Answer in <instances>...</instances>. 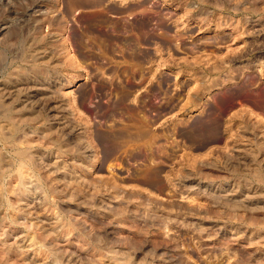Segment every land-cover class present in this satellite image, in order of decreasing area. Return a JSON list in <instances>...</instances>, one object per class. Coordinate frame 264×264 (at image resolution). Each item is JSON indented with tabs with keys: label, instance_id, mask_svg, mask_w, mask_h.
<instances>
[{
	"label": "rangeland",
	"instance_id": "rangeland-1",
	"mask_svg": "<svg viewBox=\"0 0 264 264\" xmlns=\"http://www.w3.org/2000/svg\"><path fill=\"white\" fill-rule=\"evenodd\" d=\"M119 1H115L114 7L138 2ZM65 2L66 0H61L52 5L57 7L58 11L51 14L52 17L60 18V14L64 13L66 22L62 23L65 24L62 31L57 27V22L51 25L44 19L39 23L37 35L44 42H51L47 44L48 49L56 62L60 63L57 68L61 70L66 81L62 89L65 111L68 113L70 123L78 127L77 132L80 135L82 133L85 142L91 145V147L89 145L91 157L86 162L89 166L86 169L78 168L76 172L69 171L68 175L56 172L50 164L52 160L46 148L50 146L47 144L48 141L37 137L23 139L22 146L25 145L24 148L30 152L27 151L26 156L29 158L24 157L22 160L23 165L28 163L22 169L28 168L26 172L29 171L28 175H33L32 178L34 177L36 181L35 186L31 185L24 190L17 177L19 162L8 150L11 145L9 143L3 145L0 142L3 157L6 160L12 159L10 167L6 163H0V171L4 170L3 179L0 180V264H264V195H262L264 153L263 149L257 152L259 150L257 144H263L260 139L264 138V127L259 131L257 129L255 133L248 129L251 124H257L258 118L264 117L261 110H253L250 112L251 115L244 113L243 120L230 122L232 130L241 136V141L239 139L236 143L232 138H227L226 132L221 140L211 141L202 147L177 135H172L176 141L174 137L164 138L161 135L163 132H169L173 125L179 127L182 122L197 117L208 98H214L218 92L222 93L231 85L225 83L220 89L201 93L198 105L185 104L189 101L187 93L193 92L196 85L202 82L201 75L205 73L211 77L217 76L218 73L210 69V65L218 60L216 57L244 52L242 58L234 56L233 62L228 65H246L241 80L255 74L257 86L259 88L264 86V76H260L264 73V0H145L146 4L142 7L149 9L147 13H151L152 8L170 11L172 17L169 21L176 25V31L181 28L180 26L187 28L193 26L189 29L195 34L192 40L205 39L212 34L226 36L225 42H220L218 47L212 48L213 52L218 54L214 57L207 55L206 51L205 53L174 51L169 56L162 53L163 58L158 57L155 61L158 64L153 61L158 66L156 69L154 63L151 66L146 63L143 66L145 81L142 79V84L136 83L130 99L137 96L139 100L145 99L149 105L156 104L158 97L149 90L160 84L161 80L167 84L169 89L167 93L171 96V101L178 106V109L172 108L158 117L159 119L155 117L149 127L152 137L161 135L158 140L155 138L152 145L153 150H157L156 161L154 160L156 163L152 164L161 168L159 174L152 179V184L142 179L146 173L145 164H147L145 167H148L152 166L151 163L134 162L130 158V152L135 151L134 145L123 146L112 156H108L97 141L95 136L97 125L101 122L100 125L108 129L109 124L103 119L98 121L94 107L101 101L104 104L110 95L106 96L107 99L98 97L95 86L98 80L108 82L109 78L106 74L104 75L107 77L97 72V64L91 58L92 44L88 43L85 46L79 44L74 38V33L80 27L79 23H75L79 12L89 17L99 10H93L94 6L85 5L83 7L89 9L91 6L93 9L91 11L89 9V12L87 8L80 9L78 13L76 12L77 15L73 14L74 16L72 13L75 12L72 11L70 17L73 18L70 19L64 11ZM152 5L157 7H151ZM2 7L4 8L0 12V18L3 17V20H0V41L3 36L8 35L9 27L10 31L12 26L18 30L17 35L9 36L10 41L16 40L9 49L12 54L18 51V45L27 35L28 20L31 17H39L40 14L32 13L33 7L29 0H12L4 3ZM38 7L46 10L47 5L42 3ZM11 8L16 9L25 19L15 24L8 17L11 16ZM138 8L133 9L136 11ZM116 10H114L116 16L123 12L122 9ZM130 10H126V13L127 11L130 13ZM200 10L204 13H197ZM134 11L129 14L131 18L127 17L128 13L124 11L121 14L122 19L125 17L126 21L134 20L138 17ZM110 18V22L120 20L114 16ZM119 40L121 37L114 38L111 43L117 48L115 47L112 52H105L108 56L116 57L105 64V67L108 66V69L105 68L106 73L115 65L113 62L117 59L118 62L121 61L118 68L124 69L130 65L128 62H122ZM116 51L119 54L115 53ZM72 54L75 57L71 56ZM227 68L224 64L223 73ZM136 72L137 74L134 71L135 77H140V71ZM181 83L186 85L185 90L180 89ZM82 89L88 90L91 94L90 104L81 103ZM183 102L185 108L181 109ZM240 108L246 109L241 104H237L234 109ZM229 109L225 112V117L226 114L230 115L233 108ZM149 113L147 116H151ZM225 121L228 123L229 120ZM252 136H255L254 141L257 142L253 141ZM16 140L14 141L17 142ZM261 141L263 142V139ZM161 143L174 150L171 156L160 153L157 145ZM143 149L145 148L140 146L138 150ZM238 152H242L239 159L237 156L235 158ZM227 158L234 161L231 162L236 166L226 165L224 160ZM133 168L140 169L141 178L134 179ZM74 179L80 181L77 183ZM246 184L257 187L256 189L253 187L254 192L251 191L249 194L252 193L248 206L251 210L241 212L239 210L240 216L237 217L239 220L236 218L234 222L227 221L218 208L213 206L209 196L219 192L222 186L231 185L244 193ZM217 187L219 188L216 189ZM206 191L215 193L208 195ZM240 199H243V196Z\"/></svg>",
	"mask_w": 264,
	"mask_h": 264
},
{
	"label": "bare ground",
	"instance_id": "bare-ground-1",
	"mask_svg": "<svg viewBox=\"0 0 264 264\" xmlns=\"http://www.w3.org/2000/svg\"><path fill=\"white\" fill-rule=\"evenodd\" d=\"M10 1H12V0H0V6H1L0 12L3 10L2 8H4V7H2V5L4 3H9ZM60 1L61 0H29L31 7H33L32 8L33 11L31 10L32 13L39 12L40 16L39 17H37V16L31 17V19L28 20L29 22H27L28 24H26L27 25V35L21 41V43L18 45V48H17L18 51L17 52H15V53L13 52L11 54L10 50H9L10 46H13L16 43L15 42L16 40L14 41L12 39L13 41H10V37H9V36L17 35L18 30L15 29V27L12 26L11 31H10V27L8 30L6 29L8 31V33H7L8 35L3 36L2 40L0 41V142L3 145L6 143H9L11 145V146L9 145L10 149H8V150H10L12 152V156L14 155V159L17 162H19L17 164V171H18L17 177H18L20 185L23 186L24 190H27L31 185L35 186L36 181H35L34 177L32 178L33 175L32 176L28 175L29 171L26 172L28 170V168H27V170H25V168L22 169V167L27 163L26 162L23 165L22 160L25 159L24 157L27 156V153H28L27 151H29L26 148H24L25 145H24V147L22 146L23 144H21V143H22L23 139L28 140L31 138L33 139L34 137L46 139L48 141L47 144L50 145V146L46 145V146H48V147H46L47 151L50 154L49 158H50V160H52L50 164L52 167H54L53 168L54 171H56V172L59 171L63 174H67L69 171L76 172L78 168H82V167H85V169H86L89 166V165H86V162H88L89 157H91L90 156L91 152L89 149L90 144H87L85 142L84 137L82 136V133L80 135V133L77 132L78 127H76L75 125H72L70 123V121L68 120V113H66V111H65L66 109H65V102H64V93L62 92V89H63V86L65 85L66 81L64 80V76L62 75L61 70H59V68H57V66L60 63L56 62L51 51L48 49L49 47L47 46V44H49L50 41L44 42L42 40V38H40L37 35V29H38L39 23L44 19H46V21L51 25H52V23L57 22V24H56L57 27L62 31V28L65 25L62 23L66 22L64 20V17H65L64 13L60 14L61 15L60 18L51 16L52 13L58 11L57 10L58 8L52 7V5H54L55 3H58ZM115 1H117V0H66L65 4L63 6L64 11H66V14L69 15L70 19L73 18V17H70V14L72 11L75 12V13H72V16H74L76 14V12L79 11L80 9L87 8V7H83L85 5L94 6L93 7L94 9L90 8L91 6L90 7L88 6L90 11L92 9L96 10V11L99 10L97 13L92 14L89 17L80 13V12L79 13L77 12L79 14V16H78V18L76 16V19L74 17V19L76 20L75 23H79L80 27L77 31H75L74 38L76 39V41L79 44H84V46L88 43L92 44V45H90L91 49L93 51L91 58H93L95 60V63L97 64L96 70L101 75L106 74L109 78V80H107L108 82H105L104 80H101V79L98 80L97 85L95 86L96 87L95 91H96V95L98 97H101V98L105 97L106 98V96L108 97V95H110V97L108 99L106 98L107 100H105L106 102L104 101L105 102L104 104L101 103L102 102L101 100H103V99H101V100L98 99V101L99 100L101 101L100 104H97V105L94 104L96 106V107H94V108H96L94 113H95L96 117L99 118L98 121L100 119L101 120L103 119L105 122H107L109 124L108 129H106L107 127L106 128L102 127L100 125L101 122L98 125L96 124L97 128H96V132H95V136L97 138V141L103 147L106 154L108 156H112L115 152L119 151L123 146L134 145L133 150L135 149V151L133 153L130 152L131 153L130 158L132 160H134V162L140 161L143 164H145L147 162L151 163L152 166H148V167H145V166H147V164H145L144 170H146L145 171L146 173L144 176L142 175L143 180H145L147 183H151L152 179L155 176H157V174H159L158 171L161 169V168L156 167V166L154 167L152 164L156 161L155 154H157V153H155V151L157 152V150L154 151L152 148V145L155 142L154 141L155 138H156V140H158L157 138L161 137V135H163V137L168 136V138L174 137V139H175V136H171V135H177V136H179L185 140H188L187 142L190 141V142L202 147L211 141L215 142V141L221 140L223 138L224 132H226L228 134L227 138H232L234 143H236L240 139L241 136L236 131L232 130V125L230 122L235 121L237 119L243 120L244 119L243 114L249 113V115H251L250 112L253 111V109L251 108V106L250 107L247 106L248 107L247 108L246 105H248L247 104L248 102L245 104L243 101H241V102H243L245 104V106L243 103H241V104H243L242 107H244L246 109H243V108L242 109L240 108L238 110L234 109L233 104L239 101V100L237 101L236 98H238L239 95H241L240 93L244 89L240 88L239 85L238 86L235 85L237 83H235L234 81H235V78H236L238 73L236 74V76H234L233 73H235L237 71L242 72L243 68L246 67V65H244L245 67L244 66H237L236 67L233 65H232L233 67L231 65L229 66L228 64L230 62H233L235 57H227L226 59H223V60L220 59L219 62L217 61V64H216L217 66L213 65V67L210 68L211 71H213V72L216 71L215 73H222L224 70L223 69L224 64H226L228 68L225 72V75L220 76L217 74V76H215V77H211L205 73L203 75H201L200 78H202V80H201L202 82L199 83L200 89H197V87H196L197 90H195L193 92L191 91L192 93L191 92L187 93V94H189L187 97V99L189 101H186L185 104L194 103V105H198V101L200 99L199 95L201 93L204 94L205 92H208V90L211 89V88H209V86L212 85L213 83L217 84L218 82H216V80H219L220 77L222 78V79H220V81L222 80V83H230L231 85H229L222 93L218 92L216 94L215 98H210L206 102V104L204 103L205 105L203 106V109L200 111V113L198 114L197 117L190 119L189 121L187 120V122H184V123L182 122V124L179 127L173 125V127L171 128V130L169 132L166 131L167 133L163 132L161 135L159 134L160 136L156 135L155 138L152 137V134H150V132H149V127L152 125L151 122L154 121L158 116H160L161 112L164 109H165V111H166V109H168V111H170L172 108L177 107V109H178V106L176 105V103H173L174 101L173 102L171 101V96L169 95V93H167V91L160 90V88L159 89L153 88V89L149 90V92H152L153 94L156 95V97H158V102H156V104L149 105L146 103L145 99L139 100L137 96H133L130 99V95H132L131 94L132 89L134 88L136 83L138 82V83L142 84L141 80L144 79L143 77L145 74V72H144L145 67L143 68V66L146 63H149L150 65L149 64L148 65L151 66L155 62L154 61L155 59L154 60L153 59L146 60V59L138 56L140 54V52L143 51V50H141L142 45L145 46L144 45L145 43H143V41H144L143 38L146 34L148 35V33H149L148 25H147L148 23L146 24V22L144 21L145 17L142 19H139V17H138L137 19H139V20L137 21V23L132 24V25H128L129 23H127V21L125 20V17H124V19H122L123 15H121V14L124 11L126 13V10H130V8L128 9V7H123V5L125 3L124 4L122 3L123 4L122 7H114L116 5ZM124 1H126V0H124ZM120 2H122V0H120L119 3ZM42 3H45L47 5L46 10H43L42 8L38 7V5L42 4ZM141 4H143V3H141ZM21 8H23V7H21ZM34 8H36L37 10H34ZM11 9H12V11L10 13L11 16H8V17L11 18L10 20L14 21L15 24L16 23L18 24L21 19H23V20L25 19V18H23L22 14H19L16 11V9L15 10L13 8H11ZM89 9L87 8V12H89ZM115 9H117L118 11H120L121 9L122 10L124 9V10L121 14H119L120 20L118 22H113V21L110 22L111 21L110 16H116L117 15V14H115V11H114ZM132 9L130 11L133 13L134 9H133V11H132ZM113 12H114V14H113ZM131 12L129 13L127 11V13H128L127 17H129V14H132ZM155 12H157V11H155ZM137 15H139V13H137ZM144 15L145 14H143V16ZM149 15H147V16H149ZM31 16H32V14H31ZM124 16H126V15L124 14ZM133 16H135V14ZM152 16H150V17H152ZM141 17H142V15H141ZM2 18L3 17H1L0 20H3ZM117 18H118V16H117ZM153 19H154V17H153ZM159 19H160V17H159ZM151 22H153V20ZM151 22H150V24H152ZM76 25H78V24H76ZM153 25H154V23H153ZM156 25H157V21H156ZM158 27L156 26L155 30H153V31H156V28H158ZM160 28H158V29L160 30ZM174 33L176 34L177 32H174ZM157 34H159V33H157ZM164 34H166V33H164ZM178 34L176 36H178ZM117 36L121 37V40H119L120 41V47L119 48L121 49L120 50L121 51L120 57H123L122 62H128L130 65L124 69L118 68V65H120L121 61L119 60L120 62H118V59H117V61L114 60L115 62H113V63H115V65H112V68H110L108 70L109 72L106 73L105 68H107L108 66L105 67V64L109 63L108 60L111 61L112 59H115L116 57L115 56L113 57L111 55L108 56V54H105V52H109V51L112 52L115 49L116 46L113 45L111 42ZM150 36H152V33L150 34ZM173 36L175 37V35H173ZM60 38H61V36H60ZM165 38L167 40V36L164 37V39ZM164 39H163V41H165ZM172 39H173V37H172ZM175 39H177V38H175ZM150 40H148V41H150ZM173 41H174V39H173ZM117 43H118V41H117ZM114 44H116V43H114ZM154 45H157V44L154 43ZM80 46H82V45H80ZM90 46L88 48H90ZM154 47H157V46H154ZM119 48H118V51H119ZM83 49H85V48H83ZM85 50H89V49H85ZM156 51L159 52V50H156ZM144 52H145V50H144ZM115 53H118V52L116 51ZM83 55H81V56L83 57ZM241 55H242V53H241ZM71 56H74V55L72 54ZM71 59L73 60L74 58L71 57ZM155 63L158 64V62H155ZM157 64H155V69H156V67H158V66H156ZM219 65H220V67H218ZM130 67L132 69L136 68V70H139L141 73L140 77H135V73L137 74V72H136V70H132ZM119 69H121V70H119ZM134 71H135V73H134ZM106 75H104V76H106ZM153 75H155V74H153ZM238 75H240V74H238ZM151 78L153 79L154 77H151ZM237 78H239V76ZM144 81H145V79H144ZM141 84H140V86H141ZM247 84H248V81H247ZM256 87H257V85H256ZM138 89H139V87H138ZM138 89H136V90H138ZM241 89H242V91H241ZM255 89H257V88H255ZM140 90H141V88H140ZM254 90H252V91H254ZM189 91H190V89H189ZM245 92H247V91H245ZM253 94H255V92ZM90 95L91 94L89 93L88 90L82 89L80 92L81 103L87 104V102H88V104H90L89 103V102H91V101H89L90 97H91ZM98 97H96V98H98ZM249 98H252V97H249ZM92 99H93V97H92ZM235 99H236V101H235ZM255 99H256V102H255L256 108L261 110V112L263 113L262 115H264V91L261 92L257 96V98H255ZM183 104H184V102H183ZM185 104L181 105L180 108L184 109ZM178 105H179V103H178ZM87 106H89V105H87ZM180 108H179V110H180ZM227 108L228 109L233 108L232 109L233 111L230 113L229 116H227V114H226V117H225V112L228 110ZM148 112H150L149 114H151L152 117L147 116ZM162 114H164V113H162ZM255 114H257V113H255ZM258 115H260V114H258ZM226 119L229 120L228 123H226V121H225ZM251 125L252 126H249L248 129L251 130L252 133H255V131L257 129H258V131L261 130L264 127V117L260 118V119L258 118L257 124L255 123V124H251ZM246 126H248V125H246ZM238 129H241V128H238ZM245 130H247V128ZM241 132H243V131H241ZM251 132H249V133L251 134ZM257 133H259V132H257ZM241 134H244V133H241ZM247 135H248V133H247ZM253 135H256V134H253ZM257 136L258 135H256V137ZM254 137L252 138L253 141H254ZM16 139H18V141ZM261 139H263V142L261 141ZM261 139H260V142L264 144V138L261 137ZM14 140H16L17 142H15ZM174 141H176V139ZM240 141H241V139H240ZM253 141H250V143ZM254 142H257V141H254ZM26 143H27V141H26ZM224 144L227 145L225 142H224ZM263 144L260 145L258 143L257 145L259 147V150L258 151L255 150V151L259 152L261 149H263L262 151L264 153ZM7 145H5V147ZM257 145L255 147H257ZM140 146L144 147L145 149H143V151L138 150L140 148ZM190 146H192V145H190ZM90 147H91V145H90ZM157 147L160 148L159 149V150H161L160 153H164L165 155L167 154L168 156L169 155L171 156L172 152L174 151L173 149H171L169 147H165L162 143L159 144V146L157 145ZM238 147H239V145H238ZM258 147H257V149H258ZM27 148H30V147H27ZM250 148H252V147H250ZM233 149H234V147H233ZM236 150H238V149H236ZM251 150H253V149H251ZM242 152H240V153H242ZM240 153L239 152L236 153L235 158H237V157H238V159L241 158L242 155L240 156ZM26 158H29V157H26ZM27 160H29V159H27ZM30 160H31V158H30ZM240 160H242V159H240ZM231 161L229 160V158L224 160L226 165L232 166V164H233L232 162H234V161H232V162ZM0 163H3V164L6 163L10 167L12 165V159L6 160L0 152ZM90 165H92V164H90ZM234 165L236 166V164H233V167H234ZM142 169L143 168H141V170ZM3 172H4V170L0 171V180L3 179V177H2V176H4ZM30 174H32V172ZM139 174H140V169L139 168H135V169L133 168L134 179L136 178V180H137V178H141V176H139ZM256 176H259V175H256ZM186 178H188V176ZM74 180L76 181V179H74ZM138 180H140V179H138ZM79 181L80 180H77L76 182L78 183ZM146 182H144V183H146ZM191 187H193V186L191 185ZM234 187H235L234 185H231V187L222 186L220 188L219 192H217L216 194H212L211 197L209 196V198L212 200L213 206H215L216 209L218 208L220 214L224 215V219H226L227 221H230V222H234L235 220L238 219L237 217L240 216V215H238L239 210H240V212H241V210H245V211L251 210V208L248 206L250 205V201H251L250 199L252 198V193H251V195H249V194L251 191L254 192L253 187L255 189L257 188L253 185L247 186V184H246V187H245L246 189H245V192L243 193V191H237L238 187L237 188H234ZM218 188L219 187H217L216 189H218ZM212 189H214V188H212ZM215 191H211L210 193H212V192L215 193ZM206 192H204V193H206ZM210 193L207 192L208 195H211ZM262 195H264V194H262ZM262 195H260V196H262ZM242 196H243V199H240ZM0 198H1V194H0ZM211 200H210V202H211Z\"/></svg>",
	"mask_w": 264,
	"mask_h": 264
},
{
	"label": "flooded vegetation",
	"instance_id": "flooded-vegetation-1",
	"mask_svg": "<svg viewBox=\"0 0 264 264\" xmlns=\"http://www.w3.org/2000/svg\"><path fill=\"white\" fill-rule=\"evenodd\" d=\"M141 3H143V4H141ZM144 4H146V2H145V0H142V1H140L139 2V0H138V2H134L133 4H129V5H123V7H128V8H130V9H132V7H139L136 11H135V14H136V12L137 13H139V15H138V17H139V19H142V18H144V21L146 22V24L148 25V30H149V33H148V35L146 36H144V38H143V40L145 41H143V43H145L144 45L145 46H143L142 45V48H141V50H143L142 52H140V54L138 55V56H140L141 58H144V59H146V60H151V59H155L154 61H156V59L159 57V58H163L162 56H161V54L162 53H166V54H168L167 56H169V54L170 53H173L174 51H178V52H183V53H189V52H191V53H194V52H197V51H203V53H205L204 51H206V53H207V55L209 54V55H212L213 57L214 56H216V55H218V54H215L214 52H213V50H212V48H216V47H218L219 45H218V43H220V42H225L226 41V39H225V37L226 36H221V35H214V34H212V35H210V36H208L207 38H205V39H199V40H192V38L195 36V34H194V32L193 31H189V29H191V28H193V26L192 27H186V26H180L181 28L178 30V31H176V29H175V26L176 25H174L172 22L173 21H169V18H171L172 17V15L170 14L171 12L170 11H168V10H164V9H151V13H147V11L149 10V9H144L142 6H144ZM146 7V6H145ZM151 7H157L156 5H152ZM143 8V9H142ZM140 9V10H139ZM153 10V11H152ZM155 11H157V12H155ZM203 10H200V12L201 13H204V12H202ZM146 12V13H145ZM200 12L198 11L197 13H199L200 14ZM196 13V14H197ZM143 14H145L144 16H143ZM150 14V15H149ZM141 15H142V17H141ZM147 15H149V16H147ZM153 15V16H152ZM198 15V14H197ZM150 16H152V17H150ZM114 17H117V16H114ZM138 17H136L133 21H127V23H129L128 25H132V24H135V23H137V21L139 20V19H137ZM153 17H154V19H153ZM159 17H160V19H159ZM118 18H119V16H118ZM131 18V17H130ZM158 18V19H157ZM163 18V19H162ZM153 20V22H151ZM155 20V21H154ZM162 20V21H161ZM156 21H157V25H156ZM131 22V23H130ZM134 22V23H133ZM150 22L152 23V24H150ZM153 23H154V25H153ZM152 25V26H151ZM158 27V28H160V30L158 29V28H156V31H153V30H155V27ZM217 27H219V25H216ZM186 27V28H185ZM184 28V29H183ZM158 29V30H157ZM163 29V30H162ZM170 30V31H169ZM160 31V32H159ZM174 32H177L176 34L174 33ZM187 32V33H186ZM152 33V36H150V34ZM157 33H159V34H157ZM164 33H166V34H164ZM172 33V34H171ZM179 33V34H178ZM182 33H186L185 35H183ZM154 34V35H153ZM178 34V36H176ZM173 35H175V37L173 36ZM184 37H183V36ZM150 36V37H149ZM157 36V37H156ZM167 36V40H166V38L164 39V37H166ZM188 36V37H187ZM147 37V38H146ZM149 37V38H148ZM156 37V38H155ZM172 37H173V39H174V41H173V39H172ZM179 37V38H178ZM183 37V38H182ZM222 37V38H221ZM165 40V41H163V39ZM169 38V39H168ZM175 38H177V39H175ZM209 38V39H208ZM150 40V41H148V40ZM154 40V41H153ZM162 40V41H161ZM214 40V41H213ZM156 41V42H155ZM158 41V42H157ZM177 42V43H176ZM151 43V44H150ZM154 43H156L157 45H154ZM202 43V44H201ZM196 45V46H195ZM154 46H157V47H154ZM144 47V48H143ZM158 48V49H157ZM179 48V49H178ZM144 50H145V52H144ZM156 50H159V52L158 51H156ZM173 50V51H172ZM161 51V52H160ZM189 51V52H188ZM210 51H211V53H210ZM145 53V54H144ZM153 53V54H152ZM241 53H242V55H241ZM241 53H239V54H236V55H227V56H225V57H216L218 60H216L213 64H212V66L213 65H216L217 64V61H219L220 59H226L227 57H234V56H240V58H242L244 55H245V53L244 52H241ZM244 53V54H243ZM173 55V54H172ZM121 56V55H120ZM211 57V56H210ZM209 57V58H210ZM193 58H197L198 59V57H193ZM187 59V58H186ZM158 60V59H157ZM149 63H147V65H148ZM146 65V64H145ZM212 66H210V67H212ZM217 66V65H216ZM232 66V65H231ZM240 66H244V65H240ZM233 67V66H232ZM237 67V66H236ZM245 67V66H244ZM246 68V67H245ZM244 69V68H243ZM216 72V71H215ZM241 71H237V72H235V73H233V75L234 76H236V74L238 73V74H240V75H238L237 74V76H236V78H235V83H237V84H235V85H239V87L240 88H242V89H244L243 91H242V89H241V95H239V97L238 98H236L237 99V101L238 102H236V103H234L233 105H234V108H235V106L237 105V104H241V103H247L248 105H246V107L247 106H251V108L253 109V110H256V109H258V108H256V104H255V102H256V99L255 98H257V96L261 93V92H263L264 91V86H262L261 88H259L258 86L256 87V85H258V80H256L257 78H256V75L255 74H253V75H251V76H249V77H247V78H245V79H243V80H241V78H242V73L243 72H241ZM218 75H225V73H218ZM262 75L264 76V73H262ZM261 75V77H263ZM239 76V78H237ZM220 79H222L221 77H220ZM220 79L219 80H216V82H218L217 84L216 83H213L212 85H210L209 86V88H211V89H220L221 87H222V85H225V83H222V80L220 81ZM237 81V82H236ZM247 81H248V84H247ZM159 82H160V84H157L156 86H155V88H160V90H162V91H168L169 89L167 88V84L166 83H164L163 81H161V80H159ZM239 82V83H238ZM252 82V83H251ZM257 83V84H256ZM222 84V85H221ZM247 84V85H246ZM160 85V86H159ZM244 87H243V86ZM159 86V87H158ZM180 89L181 90H185L186 89V85L183 83H181L180 85ZM212 86V87H211ZM218 86V87H217ZM255 86V87H254ZM162 87V88H161ZM197 87V89H200V86H199V84L196 86ZM196 87H195V89H193V91H195V90H197L196 89ZM208 88V87H207ZM255 88H257V89H255ZM211 89H209L208 90V92L211 90ZM255 89V90H254ZM188 90V89H187ZM251 90V91H250ZM252 90H254V91H252ZM245 91H247V92H245ZM250 93H249V92ZM223 92V91H222ZM255 92V94H253ZM244 96H243V95ZM247 94V95H246ZM253 94V95H252ZM251 95V96H250ZM216 96V95H215ZM215 96H214V98H215ZM241 96V97H240ZM243 96V97H242ZM247 96V97H246ZM249 97H252V98H249ZM242 100H241V99ZM247 98V99H246ZM208 99H210V98H208ZM236 99H235V101H236ZM250 99V100H249ZM253 99V100H252ZM255 99V100H254ZM234 101V102H235ZM241 101H243V102H241ZM175 103V102H174ZM243 103V104H244ZM236 104V105H235ZM243 104H241L242 106H243ZM245 104H244V106H245ZM248 108V107H247ZM168 111V109H166V111H165V109L161 112V115H163L162 113H165V112H167ZM233 111V110H232ZM257 112H259V111H257ZM160 115V116H161ZM160 116H158V117H160ZM157 117V116H156ZM157 117V118H158ZM172 136V135H171Z\"/></svg>",
	"mask_w": 264,
	"mask_h": 264
}]
</instances>
